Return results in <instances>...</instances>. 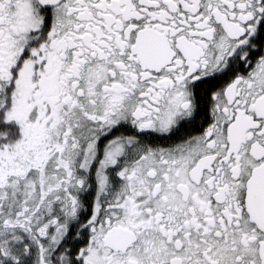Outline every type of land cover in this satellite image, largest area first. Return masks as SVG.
I'll return each instance as SVG.
<instances>
[{
  "label": "snow or ice",
  "instance_id": "6c2138e0",
  "mask_svg": "<svg viewBox=\"0 0 264 264\" xmlns=\"http://www.w3.org/2000/svg\"><path fill=\"white\" fill-rule=\"evenodd\" d=\"M0 264H264V0H0Z\"/></svg>",
  "mask_w": 264,
  "mask_h": 264
},
{
  "label": "flooded vegetation",
  "instance_id": "af4514ba",
  "mask_svg": "<svg viewBox=\"0 0 264 264\" xmlns=\"http://www.w3.org/2000/svg\"><path fill=\"white\" fill-rule=\"evenodd\" d=\"M147 139L154 140V141L157 142V143H161V142H162L161 140H159V139L156 138L155 134H151V135H149V136L147 137Z\"/></svg>",
  "mask_w": 264,
  "mask_h": 264
}]
</instances>
